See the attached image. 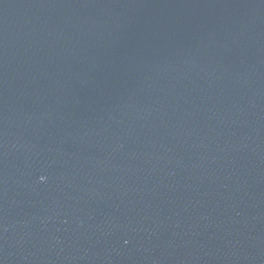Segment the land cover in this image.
I'll list each match as a JSON object with an SVG mask.
<instances>
[{
    "label": "water",
    "instance_id": "1",
    "mask_svg": "<svg viewBox=\"0 0 264 264\" xmlns=\"http://www.w3.org/2000/svg\"><path fill=\"white\" fill-rule=\"evenodd\" d=\"M0 264H264V0H0Z\"/></svg>",
    "mask_w": 264,
    "mask_h": 264
},
{
    "label": "clouds",
    "instance_id": "2",
    "mask_svg": "<svg viewBox=\"0 0 264 264\" xmlns=\"http://www.w3.org/2000/svg\"><path fill=\"white\" fill-rule=\"evenodd\" d=\"M44 178L43 177H41V180H43Z\"/></svg>",
    "mask_w": 264,
    "mask_h": 264
}]
</instances>
